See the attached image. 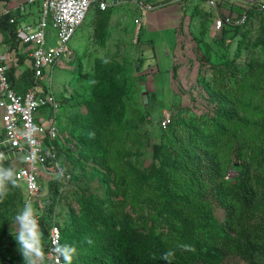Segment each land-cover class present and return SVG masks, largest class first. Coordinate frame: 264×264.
<instances>
[{
	"label": "trees",
	"instance_id": "trees-1",
	"mask_svg": "<svg viewBox=\"0 0 264 264\" xmlns=\"http://www.w3.org/2000/svg\"><path fill=\"white\" fill-rule=\"evenodd\" d=\"M217 2L220 10H243L234 8L229 0ZM94 7L89 20L102 43L111 10ZM19 12L16 9L0 16L2 42L11 51H17L19 45ZM246 13L250 19L261 11L246 8ZM240 27L222 29L224 34L232 32L225 37L228 42ZM139 34L140 29L136 42ZM16 58L7 74L11 87L21 93L34 84V74L31 65L25 64L27 53H17ZM96 60L89 85L94 93L83 92V98L93 101L86 104L85 112H79L76 104L73 120L82 146L110 183H104L103 198L87 189L77 195L79 212L69 216L60 229L61 243L76 249L72 264L80 257L89 264H223L232 253L253 258V253L264 248V101L261 107L257 105L262 95L253 89L257 71L230 80L222 77L224 68L216 69L210 98L215 108L205 116L169 118L177 149L154 144L152 163L140 170V150L136 148L140 134L129 130L132 120L123 116L124 73L115 59ZM82 78L80 65L74 79ZM179 131H184V138H179ZM0 156V167L14 170V163ZM230 169L236 170L232 173ZM128 177L135 186L127 198L123 183ZM58 182V177L50 181L49 203ZM45 205L49 210L47 202ZM216 209L223 217L216 216ZM48 218L43 216L38 224L45 239ZM5 237L0 234V264H27L23 257H6Z\"/></svg>",
	"mask_w": 264,
	"mask_h": 264
},
{
	"label": "rangeland",
	"instance_id": "rangeland-1",
	"mask_svg": "<svg viewBox=\"0 0 264 264\" xmlns=\"http://www.w3.org/2000/svg\"><path fill=\"white\" fill-rule=\"evenodd\" d=\"M164 1L158 0L162 3L155 4L144 14L130 0L119 7L110 8L108 34L102 43L98 42L93 23L89 20L96 9L91 7L67 44L73 54L71 57H63L59 64L49 71L51 89L60 104L54 139L59 166L54 169V175L51 177L39 173L43 199L34 207L40 215L39 219L49 216L50 223L55 222L61 229L69 216L78 214L79 204L76 196L84 189L101 198L107 191L104 183L109 180L102 177V169L92 161L88 150L82 146L73 120L76 104L79 112H85L86 104L93 101L83 98V92L87 95L94 93L90 91L89 85L90 78L98 66L97 58L115 59L124 73L123 116L132 120L129 130L133 129L137 135L140 134L136 146L140 150V170L148 168L152 163L154 144L162 143L165 150L177 149L178 140L172 131L174 129L170 128L169 124L167 128H162V120L166 117L171 119L174 115L186 118L189 115L205 116L206 112L215 108L210 98L213 90V72L216 69L224 68L222 77L226 76L225 79L230 80H234V77L238 80L249 70H256L253 89L262 94L257 101V105L262 106L264 12L251 16L249 22L237 29L228 42L225 37L232 32L224 34L223 30L213 27L214 13L207 7L205 0H171L167 3ZM229 1L234 2V8H237V4L248 7V4L241 0ZM148 3L150 4V1ZM31 7L33 11L37 10L35 4ZM134 19H139L140 25L136 24ZM227 28L228 26H225V29ZM139 29V42H136ZM46 37L47 45H55L56 32L50 25L46 30ZM138 56H141L140 60ZM80 65L84 78L76 81L74 77ZM42 83L50 85L46 80ZM1 133L0 118V135ZM177 134L179 138H184V131ZM235 170L230 169L229 172ZM57 177L59 182L55 196L49 203L50 181ZM134 186V179L128 177L123 183V188H127L125 197H129L130 189ZM5 192L0 198V234L6 235L3 252L7 258H22L12 236L16 232L14 217L23 208L22 187L17 182L15 186L7 183ZM46 202L49 210L46 209ZM126 208L132 210L130 206ZM216 216L223 217L220 209H216ZM152 219L151 222L148 219V224L152 225ZM154 227L159 230V224L155 223ZM39 237L44 252L46 245L41 227ZM43 264H46V260ZM76 264L89 263L80 257ZM223 264H264V248L253 253V258L236 253L228 254Z\"/></svg>",
	"mask_w": 264,
	"mask_h": 264
},
{
	"label": "built area",
	"instance_id": "built-area-1",
	"mask_svg": "<svg viewBox=\"0 0 264 264\" xmlns=\"http://www.w3.org/2000/svg\"><path fill=\"white\" fill-rule=\"evenodd\" d=\"M128 0H26L38 3V18L35 22L21 24L18 32L17 51L0 52V113L2 133L0 135V154L14 163V178L22 187V204L30 201L39 223L40 215L34 209L41 202L42 174L54 175L59 166L54 139L57 131V112L59 101L51 89V70L63 57L71 56L68 42L76 29L85 20L89 9L95 5L100 10L110 6L127 3ZM133 1L144 14L153 6L143 0ZM213 11V27L222 30L225 26H242L248 21L246 11L240 13L218 8L216 0H205ZM23 9V5L17 6ZM264 9V2L255 5ZM8 11L4 12L7 13ZM223 13V16L221 13ZM3 13V14H4ZM13 22V19L10 20ZM134 22L140 25L139 19ZM51 26L56 32L55 45H47L46 30ZM19 47H21L19 49ZM27 53L34 74V84L24 92L14 90L9 81L8 68L16 62L17 53ZM50 71V72H49ZM46 80L49 86L42 83ZM169 117L162 120V128H167ZM61 243L58 224L51 222L45 239V256L48 264H56L57 256L52 251L55 243ZM60 264H64L60 260Z\"/></svg>",
	"mask_w": 264,
	"mask_h": 264
},
{
	"label": "clouds",
	"instance_id": "clouds-1",
	"mask_svg": "<svg viewBox=\"0 0 264 264\" xmlns=\"http://www.w3.org/2000/svg\"><path fill=\"white\" fill-rule=\"evenodd\" d=\"M257 4L259 3L248 4V7H246L245 5L237 4L236 9H238V7L243 9L242 11H246V8L257 9L255 7V5ZM242 11L232 12L240 13ZM259 11L264 12V9H261ZM247 22H249V18ZM7 183H11L13 186L16 185V180L14 178V170L12 168L0 167V198H2L6 194L5 185ZM14 223L16 225V232L15 234H11L18 245L19 252L22 257L27 261V264H43L45 257L40 245L38 221L34 214L33 206L30 201H26L23 205L22 210L16 214V216L14 217ZM184 247L187 249L188 246ZM52 251L57 256L56 264H60L61 259L63 260L64 264H72L73 256L76 252V249L70 244H60L59 242H56ZM167 255L170 256L171 253H168Z\"/></svg>",
	"mask_w": 264,
	"mask_h": 264
},
{
	"label": "crops",
	"instance_id": "crops-1",
	"mask_svg": "<svg viewBox=\"0 0 264 264\" xmlns=\"http://www.w3.org/2000/svg\"><path fill=\"white\" fill-rule=\"evenodd\" d=\"M152 1L153 2H157V4L158 3H162V2H158V0H152ZM20 4L23 5V9H20V12H19V15H18L19 24H29V23L35 22L37 20V18H38V12H39L38 3H26V0H0V16L6 11H16V9L18 10L17 6L20 5ZM33 4L36 5V9H37L36 11L32 10L31 5H33ZM119 6H121V4L118 5V6L117 5L116 6H110L108 8L119 7ZM109 22H110V20H109ZM7 48H8L7 44L2 42V34L0 32V52L6 51ZM20 48L21 47H19V49ZM21 54H23L22 50H21ZM72 54H73V52H72ZM30 62H31V60L28 57L25 60V64L26 65H30ZM19 70H18V73H19Z\"/></svg>",
	"mask_w": 264,
	"mask_h": 264
},
{
	"label": "water",
	"instance_id": "water-1",
	"mask_svg": "<svg viewBox=\"0 0 264 264\" xmlns=\"http://www.w3.org/2000/svg\"><path fill=\"white\" fill-rule=\"evenodd\" d=\"M233 1H236V0H233ZM241 1H244V3H247V4H256V3L264 2V0H241Z\"/></svg>",
	"mask_w": 264,
	"mask_h": 264
}]
</instances>
